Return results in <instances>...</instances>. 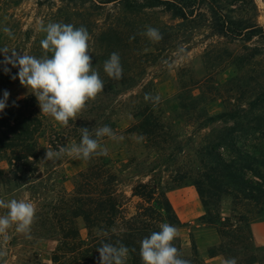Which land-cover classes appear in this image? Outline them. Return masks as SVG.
I'll return each mask as SVG.
<instances>
[{
  "label": "trees",
  "instance_id": "trees-1",
  "mask_svg": "<svg viewBox=\"0 0 264 264\" xmlns=\"http://www.w3.org/2000/svg\"><path fill=\"white\" fill-rule=\"evenodd\" d=\"M17 1L0 0V48L7 47L11 51L25 36L31 45L29 54L39 58L43 55L40 41L44 38L35 37L30 41L31 32L24 31L19 20L9 13ZM60 1L64 6L58 9L54 20L77 28L84 26L88 30L97 51L92 65L97 63L103 68L113 52L120 56L122 78L114 80L104 71L99 72L105 87L89 102L99 101L100 105L108 107L130 105L133 122L125 130L120 131L119 121L109 117L107 125L117 136H127L131 145L137 147L139 144L169 164V178L159 179L154 174L155 168L149 166L138 168L137 171L149 180L132 187L131 199L136 201L129 206V201H125L117 189L116 162L107 153L86 161L87 167L77 174L72 191L62 186L52 190L53 196L47 198L46 191L55 184H51L50 176L43 180L38 178L40 165L46 161L45 154L49 150L40 141L45 129L43 113L34 95L22 100L9 95L8 106L0 113V161L8 166L1 182L2 197L7 202L14 192L12 186L18 191L25 187L30 200L36 204V216L30 239L14 230L9 231L11 239L6 246L8 255L4 258L7 264H44L33 247L37 240L48 238L57 241L53 264H98L96 249L101 241H119L130 250L135 249L130 251L126 264H142L139 249L144 237L159 231L162 223L176 228L189 225L179 218L166 193L187 183L194 186L206 210L199 221L204 225L214 221L220 223V243L209 248V255L234 258L237 264H264V248L254 244L251 232V224L264 211V48L246 45L244 52L238 54L219 43L213 44L202 55L204 69L213 73L201 79L192 77L188 85L180 82L176 120L196 127L198 132L218 121L233 123L200 137L194 149L197 158L194 167L182 164L186 157L185 145L181 135L175 132L174 123L169 122V116L158 109L157 104L144 99L145 93L154 95L153 82L145 83L148 68L144 56H150L154 62L159 60L169 49L187 42L193 29L207 24L212 36L230 41L264 39V26L258 23L255 0ZM108 5H112L116 17L110 22L107 19L101 26L99 10ZM156 8H162L182 23L162 24L152 12ZM5 26L12 30L14 38L2 31ZM146 26L159 29L162 39L152 42L141 35ZM3 60L0 54V98L18 80L12 79L17 68L7 66L10 72L6 74ZM231 67L239 72L238 75L218 86L215 72H225ZM187 71L182 69V72ZM138 87L141 91L131 96L130 103L120 100ZM216 100L221 101L224 110L211 115L208 105ZM106 138H101L100 142ZM59 139L55 136L49 141L54 151L62 147L58 145ZM223 196L231 198L234 216L222 221L219 207ZM6 211L0 209L1 215ZM82 229L86 231L85 236ZM173 244L191 264H206L193 239L189 253L185 252L178 236ZM4 260H0V264H4Z\"/></svg>",
  "mask_w": 264,
  "mask_h": 264
},
{
  "label": "rangeland",
  "instance_id": "rangeland-1",
  "mask_svg": "<svg viewBox=\"0 0 264 264\" xmlns=\"http://www.w3.org/2000/svg\"><path fill=\"white\" fill-rule=\"evenodd\" d=\"M255 3L259 11L258 23L261 26H264V0H255ZM63 6L64 4L60 0H18L17 4H14L9 13L13 14L19 20L24 31L29 30L31 32L30 36H32V38L30 41H34L35 37L45 38L46 36L45 33L38 30L41 22L45 25L49 22H55L54 16L56 15L58 9ZM152 12L155 13L162 24L176 25L182 23V20L174 19L170 13L166 12L162 8L153 9ZM99 14L100 17L98 18L101 26H104V22L107 19L110 22L116 17V13L113 11L112 5H108L103 7V9H100ZM182 33H184L183 30ZM190 34L191 36L187 42L169 49L160 57L159 60L154 62L150 56L145 55L144 62L148 68L145 83L153 82L152 89L154 95L158 94L161 97V101L157 104V108H160L166 116H169V122L174 123L173 128L176 133L181 135V139L185 145L186 157L183 159L182 164L187 167H194L197 163L194 149L197 147L200 137H202V135L206 132H210L212 129H221L231 126L233 123L231 122L229 124H225L222 121H218L198 132L196 127L187 126L183 120H176L179 110L178 95L181 92L182 87L180 82L183 81V83L185 82L186 85H188L192 77L201 79L213 73L206 72L202 62V55L209 46L219 43L223 47L239 54L244 52V47L246 45L264 48V39L254 38L251 42L230 41L223 37L212 36L207 24L193 29ZM15 42L16 39H13L12 43ZM16 45L19 46L17 48H13V50L15 49L17 52H21V54H29L31 45L25 36H22V38L17 41ZM89 45L91 51L90 56L94 59L96 58L97 51L93 39H90ZM9 55H11V53H9ZM7 66L9 68L12 67L11 65ZM92 66L98 72L103 71V68L99 67L97 63ZM183 68H186L188 71L182 72ZM215 73H217L215 79L218 86H222L227 80L238 75L239 72H236L235 69L231 67L225 72ZM6 91H8L9 94L16 100H22L27 96L32 95L31 90L22 86L19 79L14 84L10 85ZM140 91L141 87H138L134 91L121 97L120 100L122 102L130 103L129 101L131 96L140 93ZM129 107L130 105L125 107L124 105L122 106L119 104H115L114 106L109 105L108 107L100 105L99 101L95 103L89 102L87 103L86 108L78 115L77 119L69 120V125L67 127L60 125L52 117L43 114L45 129L40 137L41 144L49 148V150H53L49 147V141L52 138L55 139V136L60 138L58 141V145L60 146L64 145L65 147H69L73 143L79 144L81 140V128L87 127L90 131H92L97 127L107 125L106 120L108 117L111 120L119 121L118 127L120 128V131H123L126 126L133 122V119L129 114L132 112V109ZM208 110L211 115L220 114L224 110L223 104L220 100H216L208 105ZM119 136L124 137L123 141L117 142L106 138L100 143L103 147L108 149V154L116 162L115 168L119 171V183L117 185V189L123 196L124 200L129 201V206H131L136 201L135 199H131L132 187L142 180H149V177H144L143 174L137 171V169L143 166L155 168L154 174L159 179L167 180L169 178V173L167 171L169 164H166L164 160H159L157 155L149 153L141 145L138 144L137 147L131 145L130 142L127 141V136L125 137L122 134ZM93 138H95L94 132ZM64 139L65 142L63 141ZM135 159V163H132L131 160ZM140 162H142V165L138 166V163ZM86 167V161L74 159L68 156H64L62 159L55 162L47 160L42 162L38 173L39 180H43L50 176L52 177L51 184H55V187L46 191L45 196L47 198L52 197L54 194L52 190H59L62 186H64L68 191H72L77 174L83 171ZM7 172V164L0 161V199H3L1 182L3 176L7 174ZM186 187H191L193 194L187 191L186 194L179 196L178 189ZM12 189L14 192L9 196L7 201L11 199H24L31 201L30 194L27 192L25 187L20 191L15 190L14 186H12ZM194 190H196L194 186L187 183L176 189L167 190L166 193L174 206L176 204L179 205L182 202L181 198H184L185 200H191L194 197L199 198L197 191ZM226 201L228 203H225ZM228 204L231 208V212L226 215L223 213V208L228 206ZM219 212L222 221L223 218H233L232 200L229 196L222 197ZM257 221H264V211L260 214ZM182 222L189 224L187 226L177 228L179 233L178 237L181 239L186 253H189L191 239L194 240L197 246L198 244L203 246L208 242H211L215 237L219 236V221H214L212 224L206 225L199 221V218H196L191 222ZM81 232L83 236L86 235V231L84 229H82ZM56 246L57 241L53 238L39 239L34 244L33 250L38 253L42 263L53 264L52 254ZM12 260H14V258Z\"/></svg>",
  "mask_w": 264,
  "mask_h": 264
},
{
  "label": "clouds",
  "instance_id": "clouds-1",
  "mask_svg": "<svg viewBox=\"0 0 264 264\" xmlns=\"http://www.w3.org/2000/svg\"><path fill=\"white\" fill-rule=\"evenodd\" d=\"M38 30L46 34L40 41L43 55L38 58L2 47L0 54L4 56L2 62L5 65L4 71L6 74L10 72L7 65L17 68L18 72L12 76V79L18 78L22 86L31 90L41 113L67 127L69 120L77 119L87 103L95 100L105 87L99 72L92 66L90 34L84 26L77 28L72 24L57 22H49L46 25L41 22ZM2 31L9 38H14L9 27H3ZM141 35L152 42H159L162 39L159 29L151 26H146V30ZM103 71L111 79L122 78L123 67L118 53L113 52L104 62ZM9 95L5 90L3 97L0 98V113H3L8 106ZM144 99L154 105L161 101L158 94L152 93H145ZM80 131L79 144L62 146L58 151L47 150L44 159L55 162L68 156L88 161L94 156L107 155L108 149L101 145V138L108 137L117 142L124 139L123 136H117L108 125L97 127L92 131L83 127ZM0 209L7 210L0 215V260H4L8 255L6 246L11 239L10 230L31 238L36 206L33 202L24 199H11L7 202L0 199ZM159 227V231L152 232L140 241L139 255L142 264H191L190 260L182 257L173 244L179 234L178 229L169 223H162ZM96 251L99 253L98 264H126L130 251L135 249L130 250L119 241L116 243L101 241ZM4 264H7L6 260ZM224 264H237V262L231 258L226 259Z\"/></svg>",
  "mask_w": 264,
  "mask_h": 264
},
{
  "label": "crops",
  "instance_id": "crops-1",
  "mask_svg": "<svg viewBox=\"0 0 264 264\" xmlns=\"http://www.w3.org/2000/svg\"><path fill=\"white\" fill-rule=\"evenodd\" d=\"M188 189V190H187ZM193 194L191 187H186L183 189H178V195H184L187 193ZM196 191V190H194ZM182 202L179 205H174L177 213L179 214L182 221L191 222L196 218L203 216L206 213L205 208L202 203H200V198L194 197L191 200H185L181 198ZM225 203H228L227 201ZM231 212V208L228 206L223 208V213L228 215ZM251 232L254 244L257 247L264 248V221H257L251 224ZM220 243V237H215L211 242H208L206 245L198 244V252L200 256L204 259L206 264H224V261L227 259L223 255H218L211 257L208 253V250L212 246H216ZM259 264V263H255Z\"/></svg>",
  "mask_w": 264,
  "mask_h": 264
}]
</instances>
